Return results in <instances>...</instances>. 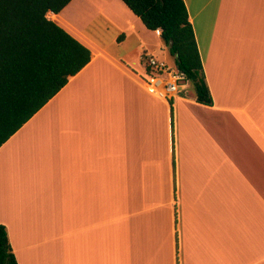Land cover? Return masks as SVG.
<instances>
[{
  "label": "crops",
  "instance_id": "0c3cea01",
  "mask_svg": "<svg viewBox=\"0 0 264 264\" xmlns=\"http://www.w3.org/2000/svg\"><path fill=\"white\" fill-rule=\"evenodd\" d=\"M184 1L211 105L149 89L123 0L49 12L92 58L0 147L19 264H264V0Z\"/></svg>",
  "mask_w": 264,
  "mask_h": 264
},
{
  "label": "trees",
  "instance_id": "16d2710c",
  "mask_svg": "<svg viewBox=\"0 0 264 264\" xmlns=\"http://www.w3.org/2000/svg\"><path fill=\"white\" fill-rule=\"evenodd\" d=\"M71 0H0V147L91 60V49L48 16ZM161 38L198 102L211 105L184 0H123ZM146 73L156 74L152 68ZM189 91V90H188ZM0 264H19L0 223Z\"/></svg>",
  "mask_w": 264,
  "mask_h": 264
},
{
  "label": "built area",
  "instance_id": "2783aa9c",
  "mask_svg": "<svg viewBox=\"0 0 264 264\" xmlns=\"http://www.w3.org/2000/svg\"><path fill=\"white\" fill-rule=\"evenodd\" d=\"M155 31L161 35V29H156ZM141 59L147 68L149 67L156 71L154 75L146 73L145 82L152 92L172 99L187 90L184 75L178 73L175 68H170L166 61L148 53L142 54Z\"/></svg>",
  "mask_w": 264,
  "mask_h": 264
},
{
  "label": "rangeland",
  "instance_id": "374dc122",
  "mask_svg": "<svg viewBox=\"0 0 264 264\" xmlns=\"http://www.w3.org/2000/svg\"><path fill=\"white\" fill-rule=\"evenodd\" d=\"M161 54H162V56H164L163 57L164 58L163 60L167 62V64L169 65V67L170 68H174L175 67V59H174V56L171 55V53L169 52V50L165 49V51H163ZM142 77H144V79H146L147 78V74L144 73ZM185 83L187 84L188 89H191V84L189 83V81H185Z\"/></svg>",
  "mask_w": 264,
  "mask_h": 264
}]
</instances>
